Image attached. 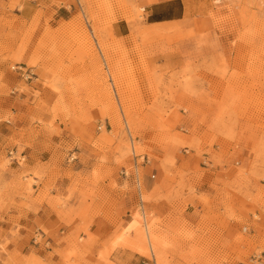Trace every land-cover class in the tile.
<instances>
[{
  "label": "rangeland",
  "instance_id": "1",
  "mask_svg": "<svg viewBox=\"0 0 264 264\" xmlns=\"http://www.w3.org/2000/svg\"><path fill=\"white\" fill-rule=\"evenodd\" d=\"M147 1L0 0V90L32 99L20 134L47 147L44 165L29 167L30 142L13 138L0 207L57 204L59 225L29 237L65 243L64 264H140L151 253L156 264L247 262L264 254V0H182L185 20L154 24ZM121 20L126 36L114 32ZM154 166L164 193L140 185L141 202L136 180L118 185ZM49 168L70 179L64 197L47 181L33 190ZM127 189L137 200L122 216ZM195 199L207 208L191 226L180 213ZM7 243L0 264H36Z\"/></svg>",
  "mask_w": 264,
  "mask_h": 264
},
{
  "label": "crops",
  "instance_id": "2",
  "mask_svg": "<svg viewBox=\"0 0 264 264\" xmlns=\"http://www.w3.org/2000/svg\"><path fill=\"white\" fill-rule=\"evenodd\" d=\"M146 1V0H144ZM28 4V2H24ZM70 6V4H68ZM146 18L148 24L160 23V22H170V21H183L187 18V7L182 0H148L147 1ZM71 7V6H70ZM56 12L60 10L55 9ZM55 17L61 18L62 16L56 14ZM124 23L118 21L114 24V32L117 36H126L127 33L123 30ZM17 84V82H12L10 85ZM0 82V86H2ZM13 91L7 88L0 90V159L2 153L12 145L13 138H19L22 143L30 142V146H24L23 156L26 157L27 166L33 167L36 164L44 165L45 151L47 147L45 146L44 139L38 138L31 135L30 131H26L24 134H20L21 130L27 128L29 117L32 115L30 107L28 106L32 99H30L26 94L12 93ZM27 100V104H21L20 101ZM29 103V104H28ZM16 146V145H15ZM18 145L16 146L17 149ZM179 164H184L187 168L188 164L193 165L194 159L183 157L178 160ZM49 168L47 175L43 177L39 184L33 186V190H37L42 187V183L47 181L48 184L54 185L52 195L61 194L64 197L66 194V189L69 186L70 179L63 176H57L55 174L50 175ZM152 169V168H150ZM154 175L149 172L142 173L141 177L138 174H132L131 176L123 179L118 185L123 187L126 182L133 184V181L138 182L139 189L140 185L144 189L156 196L158 193H164L166 190L157 189L159 185L164 181L163 171L160 168L153 167ZM162 173V174H161ZM140 178V179H139ZM3 180H8L9 176L5 174L2 176ZM200 181V180H199ZM198 184V182H197ZM196 184V189L199 190ZM199 194V193H198ZM22 195V193H21ZM37 193L33 195L36 197ZM24 196H26L24 194ZM33 197V198H34ZM16 200L17 203H27L26 206H20L16 209L11 208L3 204L0 207V242L7 243V249L11 251H19L22 255L30 257L33 254L32 260L36 264H64L61 256V249L65 246L63 242H56L50 238H44L43 243H38L35 238L29 237L31 229L37 230L42 234L40 227H50L59 225V217L57 215V209L59 206L54 203L50 204L47 200H40L19 197ZM118 204L117 210L122 216L129 212L130 209L135 205L137 200V192L134 190L127 189L124 192L119 191L118 193ZM181 201L173 202L174 206H179ZM151 206L155 209V212H164L165 208L169 209L166 203L159 200V202L154 201ZM207 205L203 204L200 199H195L194 202L182 209L180 217L187 225L195 226L199 223L204 210ZM11 231H16L15 234H11ZM61 234L65 232V228L60 230ZM44 235V234H42Z\"/></svg>",
  "mask_w": 264,
  "mask_h": 264
},
{
  "label": "built area",
  "instance_id": "3",
  "mask_svg": "<svg viewBox=\"0 0 264 264\" xmlns=\"http://www.w3.org/2000/svg\"><path fill=\"white\" fill-rule=\"evenodd\" d=\"M98 128H100V126ZM8 153H9L10 157L15 159L14 158V154H15L14 150H10ZM144 161H146V160L143 157V162ZM139 196H140V200L142 202L140 189H139ZM140 264H156V261H155V258H154V254L151 253L150 259L143 260ZM240 264H264V254H262V253H259V254L254 253V254H252L249 257L247 262H241Z\"/></svg>",
  "mask_w": 264,
  "mask_h": 264
},
{
  "label": "bare ground",
  "instance_id": "4",
  "mask_svg": "<svg viewBox=\"0 0 264 264\" xmlns=\"http://www.w3.org/2000/svg\"><path fill=\"white\" fill-rule=\"evenodd\" d=\"M146 225V224H145ZM148 230V229H147ZM149 232V231H148ZM147 235V234H146ZM149 235V234H148ZM147 238H148V242L151 244V240H150V238H149V236H147ZM152 240H153V238H152ZM156 242V241H155ZM153 243V242H152ZM152 245V244H151Z\"/></svg>",
  "mask_w": 264,
  "mask_h": 264
}]
</instances>
